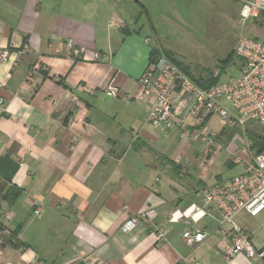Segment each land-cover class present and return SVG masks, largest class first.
<instances>
[{
	"label": "crops",
	"instance_id": "obj_1",
	"mask_svg": "<svg viewBox=\"0 0 264 264\" xmlns=\"http://www.w3.org/2000/svg\"><path fill=\"white\" fill-rule=\"evenodd\" d=\"M129 4L0 0V224L26 245L6 243L0 264H264L225 256L227 228L201 194L223 181L210 169L214 154L203 156L207 142L151 128L153 98L127 100L139 93L151 51L165 50L143 32L154 29L142 21L145 0ZM69 41L82 56L70 55ZM109 84L120 97L106 94ZM219 129L215 138L225 140L230 128L221 120ZM239 149L226 158L238 175ZM12 186L21 194L8 204ZM263 213L238 215L256 247L264 246ZM138 215L139 226L123 232ZM185 221L208 237L189 244Z\"/></svg>",
	"mask_w": 264,
	"mask_h": 264
},
{
	"label": "built area",
	"instance_id": "obj_2",
	"mask_svg": "<svg viewBox=\"0 0 264 264\" xmlns=\"http://www.w3.org/2000/svg\"><path fill=\"white\" fill-rule=\"evenodd\" d=\"M234 1L240 6L242 21L264 18V0ZM68 48L70 55L75 58L83 54L81 49L74 47L72 41L68 42ZM234 53L244 64L240 77L209 88L201 87L168 57L160 56L139 78V93L126 98L139 101L153 98L154 103L148 115L151 128L165 132L176 129L182 139L187 134H190L191 140L202 137L207 142L206 153L214 145L216 136L204 126L209 116L219 117L226 127L237 126L241 119L258 123L264 134V42L243 37L238 41ZM1 56L7 60V53ZM95 58L99 59L100 54L95 53ZM105 92L113 98L121 96L120 88L114 84H109ZM225 103L232 106L234 114L226 108ZM4 105V100L0 99V107ZM187 117L193 125L190 133ZM237 162L243 172L203 189V204L208 209L218 211L221 227L227 228L230 245L225 256L228 260L246 257L264 261V246L256 247L238 222L240 213L257 217L264 211V151L253 155L249 149L243 148L238 152ZM34 215L40 218L42 209H35ZM4 217L10 220L9 214H4ZM143 218L144 215L132 217L124 223L122 231L128 233L136 229ZM185 224L183 237L189 244L201 243L208 237V234L191 228L188 221ZM261 228L264 231V222ZM10 237L11 230L1 225L0 249Z\"/></svg>",
	"mask_w": 264,
	"mask_h": 264
},
{
	"label": "rangeland",
	"instance_id": "obj_3",
	"mask_svg": "<svg viewBox=\"0 0 264 264\" xmlns=\"http://www.w3.org/2000/svg\"><path fill=\"white\" fill-rule=\"evenodd\" d=\"M128 1L129 5L135 2ZM145 2L148 11L142 17V21L145 24L152 21L154 29L148 26L143 32L152 36L153 44L159 46L158 49L165 48V51H169L195 79L205 78L209 73L216 76L220 74L219 80L222 83L240 77L242 62L239 58L233 55L228 64L223 65V62L234 54L238 41L243 37H252L264 42V19L242 21L240 6L234 0H145ZM225 106L234 114L231 105L225 103ZM220 124L219 117L214 116L207 127L210 131L217 132L220 131ZM229 128L225 140L214 138V145L203 155L208 159L214 154L210 169L216 174H222L223 180L240 173L239 166V168L226 166L229 149L241 148L237 152L243 148L250 150L251 135L259 131L260 127L254 122L241 119L240 124ZM222 144L229 145V148L227 149V146L222 148ZM234 159L233 155L232 160ZM261 216H264V213Z\"/></svg>",
	"mask_w": 264,
	"mask_h": 264
},
{
	"label": "trees",
	"instance_id": "obj_4",
	"mask_svg": "<svg viewBox=\"0 0 264 264\" xmlns=\"http://www.w3.org/2000/svg\"><path fill=\"white\" fill-rule=\"evenodd\" d=\"M260 19V18H258ZM261 19H264L263 17H261ZM236 56L235 53L231 54L229 56L228 59H226L224 62H223V65H226L230 62V60L232 59V57ZM160 56H166L168 57L170 60H172L183 72H185L189 77L192 78V80H194L195 82H197L201 87L203 88H209L213 85H216L220 82L219 78H220V74H218L217 76L213 73H209L207 75V77L203 78V77H200V78H193L191 75H190V71H188L186 68H184V66H182L180 63H178V61L175 60V58L172 56V54L169 52V51H165V50H162V51H159V50H152L151 51V54H150V65H153L157 59L160 57ZM237 57V56H236ZM238 58V57H237ZM242 62V60H241ZM243 62H242V67H243ZM61 84L64 86V88L67 90H69V88L64 85L62 82ZM258 125V123H256ZM259 126V125H258ZM260 127V126H259ZM251 145H250V151L253 153V155H257V154H260L261 152L264 151V134H263V131L261 129V127L259 128V131H255L252 133L251 135ZM21 194V190L19 188H17L16 186H12L10 188V190L6 193V195L4 196V201L7 202L8 204H13L20 196ZM1 212H2V209L0 207V220H1ZM2 225V224H1ZM0 225V226H1ZM16 231H11V237L7 240V244H11V246H23V247H26V245L24 244H17L15 243V233Z\"/></svg>",
	"mask_w": 264,
	"mask_h": 264
}]
</instances>
